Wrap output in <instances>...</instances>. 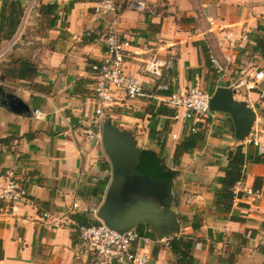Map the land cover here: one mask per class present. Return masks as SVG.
Returning <instances> with one entry per match:
<instances>
[{"label":"crops","instance_id":"obj_1","mask_svg":"<svg viewBox=\"0 0 264 264\" xmlns=\"http://www.w3.org/2000/svg\"><path fill=\"white\" fill-rule=\"evenodd\" d=\"M11 1L19 2L22 14L8 36L4 20ZM39 1L0 2V49L15 38L0 57V175L12 174L25 200L0 202V264H101L80 243L74 227L62 221L74 223L72 214L93 220L88 211L97 210L106 187L100 201L95 189L110 177L101 145L86 132L95 108L90 67L103 56L101 36L113 19L129 42L126 72L140 80L144 96L120 98L108 119L136 147L161 152L162 166L179 176L173 209L178 234L159 238L141 225V234L149 239L144 248L148 264H264V163L243 166L228 210L213 203L215 179L225 166L224 148L241 145L243 151L264 153L248 143L264 141V80L253 89L242 82L264 71L259 43L264 0H157L151 14L128 11L114 0V9L102 15L93 14L95 0ZM47 5L50 15L40 14ZM209 58L222 66L221 73ZM17 60L34 65L32 77L6 75ZM150 62L160 64L158 78L144 71ZM194 85L209 95L220 87L231 89L233 99L246 102L255 113L252 134L238 141L228 115L208 112L201 141L173 160L176 146L188 136L171 117L158 116L155 130L165 128L158 139L150 138L151 119L144 110L163 105L164 92L181 94ZM5 95L20 99L28 110L12 112ZM244 188L260 190V199L246 196ZM178 237L191 239L189 259H179L164 244Z\"/></svg>","mask_w":264,"mask_h":264},{"label":"built area","instance_id":"obj_2","mask_svg":"<svg viewBox=\"0 0 264 264\" xmlns=\"http://www.w3.org/2000/svg\"><path fill=\"white\" fill-rule=\"evenodd\" d=\"M4 0H0L3 2ZM84 1V0H83ZM89 1V0H85ZM157 0H121L122 6L136 13H154ZM114 9V0H95L92 6L93 14L102 15ZM117 20H111L101 36L104 53L101 59L92 64L90 69L94 75L93 95L95 108L91 128L86 132L89 140L100 144V129L104 110L111 108L120 98L135 100L144 96L140 80L126 72L125 58L129 42L124 39L117 28ZM227 38V37H226ZM12 38L7 45L0 49V57L5 49L14 44ZM210 66L217 73L223 71L222 66L214 59L209 58ZM160 64L150 62L145 64L144 71L152 77L160 76ZM249 80L242 81L247 89L264 80V71H256L248 75ZM210 95L197 85L181 94L172 93L160 101L164 106L173 110L171 120L178 122L182 131L187 135L201 134L208 111ZM36 115V111L33 112ZM171 140H176L177 135L170 134ZM248 143L264 152V141L250 140ZM243 192L249 198L258 200L260 190L244 188ZM18 182L12 174L5 172L0 175V202L17 204L24 202ZM76 206L74 205L73 208ZM96 223L92 225L76 226L71 221L63 220V224L71 225L77 232L80 243L87 247L101 264H148L149 256L145 246L149 242L147 236L139 234L135 229L116 232L99 221L95 214L96 209H89ZM164 244L168 246V241Z\"/></svg>","mask_w":264,"mask_h":264},{"label":"water","instance_id":"obj_3","mask_svg":"<svg viewBox=\"0 0 264 264\" xmlns=\"http://www.w3.org/2000/svg\"><path fill=\"white\" fill-rule=\"evenodd\" d=\"M7 106L19 114L28 107L13 95H5ZM208 111L229 116L233 137L238 141L248 139L255 120L254 111L244 101L233 99L231 89L217 88L209 97ZM100 145L109 164V180L102 201L96 210V218L116 232H124L146 225L159 238L179 232L174 208L177 206L179 176L170 172L171 178L155 180L147 174H139L136 168L142 150L136 147L132 137L120 132L103 119L100 129Z\"/></svg>","mask_w":264,"mask_h":264},{"label":"trees","instance_id":"obj_4","mask_svg":"<svg viewBox=\"0 0 264 264\" xmlns=\"http://www.w3.org/2000/svg\"><path fill=\"white\" fill-rule=\"evenodd\" d=\"M76 1V0H72ZM81 1V0H79ZM72 3V2H71ZM71 3L69 5H71ZM8 15L5 16L4 25H7V33L8 36H11L13 33V28L17 24L21 14L22 8L18 1H11L8 4ZM50 6H41L39 9L40 14L50 15ZM3 27V19L0 20V29ZM262 47L264 48V38L259 41ZM96 62L92 63L95 64ZM16 65L14 69L9 70L6 75L12 74L15 78H24V77H32L34 74V65L31 64L27 60H17L13 62ZM91 64V65H92ZM13 68V67H11ZM15 72V73H14ZM163 95L169 96L170 90L164 92ZM145 113L150 115V123H149V131L148 136L152 139H158L159 133L164 130V126L160 128L161 130L156 131V119L158 116L163 117H172L173 110L167 108L163 105H158L157 107L149 105L144 110ZM165 125V124H164ZM201 141V135H189L184 138L175 148L173 154V160H177L182 154L189 153L192 151L198 142ZM225 157V166L221 169L222 176L215 179L217 188L214 189L213 194V203L217 208L228 210L231 206L232 200L234 198L233 187L234 185L241 180L242 178V170L243 166L247 163H264V153L259 154L257 150H252L251 152L248 150L243 151V147L241 145L235 146L233 148H224L222 150ZM162 155L161 152L155 153L152 150H142L139 156V163L136 168V171L139 174H147L149 177L155 180H165L172 177L170 172H164L162 166ZM108 177H105L104 180L100 181L95 189V192L99 195V201L101 195L103 193L104 188L108 183ZM76 226L78 225H92L95 224V219H87L85 215L78 216L77 214H72L70 216ZM144 226H139L136 228V231L141 234ZM193 229V224H192ZM146 235V234H144ZM150 235V234H149ZM168 248H170L171 252L175 254H179V259H189V251L191 248V239L178 237L172 238L168 241Z\"/></svg>","mask_w":264,"mask_h":264},{"label":"rangeland","instance_id":"obj_5","mask_svg":"<svg viewBox=\"0 0 264 264\" xmlns=\"http://www.w3.org/2000/svg\"><path fill=\"white\" fill-rule=\"evenodd\" d=\"M40 1H42V0H40ZM39 1V2H40ZM32 2H37V0H26V3L29 5V3H32ZM25 3V4H26ZM36 9V8H35ZM34 9V10H35ZM27 13V12H26ZM26 13L25 14H23V18L26 16ZM115 112L113 111V109L111 110L110 108L109 109H106V110H104V113H103V119H108L109 118V116L110 115H113ZM102 119V120H103ZM109 119H111V118H109ZM250 137V136H249Z\"/></svg>","mask_w":264,"mask_h":264}]
</instances>
